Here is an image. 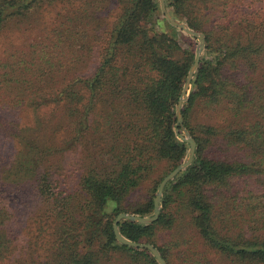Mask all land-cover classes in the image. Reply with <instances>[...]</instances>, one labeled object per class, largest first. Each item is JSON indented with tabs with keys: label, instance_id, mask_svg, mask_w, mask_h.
Listing matches in <instances>:
<instances>
[{
	"label": "trees",
	"instance_id": "trees-1",
	"mask_svg": "<svg viewBox=\"0 0 264 264\" xmlns=\"http://www.w3.org/2000/svg\"><path fill=\"white\" fill-rule=\"evenodd\" d=\"M236 2L166 0L206 39L183 109L196 156L165 188L157 222L122 220L119 231L154 245L167 264H215L208 252L227 264H264V0L250 2L252 13L233 12ZM55 4L64 12L49 34L0 58V108L30 118L23 127L0 119V137L17 148L0 155V263L15 250L9 226L27 205H44L55 227L42 264H159L120 243L114 221L153 216L160 182L186 157L176 106L195 52L161 18L159 0H0V34ZM70 153L79 188L64 195ZM162 164L167 172L154 180Z\"/></svg>",
	"mask_w": 264,
	"mask_h": 264
},
{
	"label": "rangeland",
	"instance_id": "rangeland-1",
	"mask_svg": "<svg viewBox=\"0 0 264 264\" xmlns=\"http://www.w3.org/2000/svg\"><path fill=\"white\" fill-rule=\"evenodd\" d=\"M115 2L116 1L109 2L110 8H111V13H114V14H115ZM250 2H252V0H237L236 3H238L237 4L238 8L236 10H234L233 12H238L239 8L242 12H245V13L254 12L255 11L254 10V4H250ZM159 4H160L161 13H162L161 18L165 19L171 27L175 28L178 32L181 33L180 37H179L180 42H181V46L184 49H188L190 47L195 52V58H196L197 50L200 47V40L189 35L185 31H183L182 29L172 25L167 20L165 14L163 13V10L161 7V0H159ZM72 5L73 6H71V8H69L68 10H72L71 12H72V17H73L74 13L76 11L77 5H76V3H74ZM165 5H166V0H165ZM166 7H167V5H166ZM167 11L177 22L184 24L189 29H191L185 21H182L180 19L175 18L170 13L168 8H167ZM63 12H64V7L62 5L55 4L53 6H46L42 9L38 10L36 13H34L32 15V17H30L28 20L23 22V24L14 23L13 25L9 26L5 31H3L0 34V58L3 57L5 50L9 49L12 46L23 47V46H26L30 43H35L36 41L43 39V36L49 34V32L56 26L57 19L60 18L59 15L62 14ZM110 17L113 18L112 16H110ZM157 29L159 30L158 27H157ZM191 30H193V29H191ZM193 31H195V30H193ZM195 32H197V31H195ZM197 33L203 35V37H204V47H203V51L201 54V60H202V58L205 56L206 39H205V36L203 33H201V32H197ZM94 55H96V54H94ZM94 55L92 56V58L88 59L89 66L83 68L84 70L82 71V73L80 70H78V73H81L84 76H89L92 74V69L94 67L95 57H96V56L94 57ZM201 60H200L199 66L197 67V69L194 73L192 83H191V88H190V91L188 93V98L183 103V109H184L185 103L188 101V99L190 97L193 80L195 78V75H196L199 67H200ZM194 63H195V59L191 65V67L194 65ZM191 67H190V69H191ZM190 69H189V72H190ZM189 72H188V75H189ZM186 80H187V78H186ZM185 83H186V81H185ZM185 83H184V86H185ZM184 86H183V89H184ZM183 89H182V91H183ZM182 91H181V94H182ZM181 94H180L179 100L181 98ZM179 100H178V103H179ZM178 103L176 106V120L178 117V114H177ZM1 118L13 121L15 123H18L22 127L30 124V118H29L28 113L8 112V111H4L0 108V119ZM183 127L189 133V135L193 138L192 134L190 133V131L187 129V127L184 124V116H183ZM175 132L178 135V139H180L184 143L188 144L183 139V136L185 135V133L183 131V128L181 126H178V123H176ZM0 147H1L0 155L1 154L13 155V154H15V152L17 150L14 142L4 140L2 137H0ZM196 149H197V147H196ZM189 151H190V145H189V149L187 151L186 157L184 158L182 163L188 157ZM195 156H196V153H195ZM194 159H195V157H194ZM193 162H194V160H193ZM62 163H63V167H65V169H64V172L62 173V176L60 178V184H59L60 190L63 192L64 195L72 194L75 191H77L79 188L78 183H79V176L81 173V170L80 169L78 170V168H80V166L78 164L77 154L76 153L67 154L64 157V159L62 160ZM182 163H180V164H182ZM172 171H170L169 173H171ZM184 171H182L181 173H183ZM166 172H167L166 166H165V164H162V167L154 175L153 179L157 180V178H159L161 175H163V173H166ZM168 174L164 175L163 179ZM149 183L150 182L145 183L142 186L141 190L135 194V197L133 195V197L135 199L136 198L138 199L139 197H142L143 194H146L147 189L148 188L150 189ZM159 186H160V184H159ZM158 189H159V187H158ZM28 200L31 203V198ZM31 209L33 210V213L31 212ZM121 214L133 215L131 213H125V212L121 213ZM20 216H22V218L20 219L19 223L14 221L13 225L9 226V229L11 231L15 230L16 234L18 235V236H16V240H14V247H15L14 253L12 254V256L9 260L2 262L0 264H42L45 261H47V257L49 255L50 242L53 240L52 237H53V229L55 227V223L52 220H48L46 218L44 205H27L26 209L21 211ZM139 217H142V216H139ZM150 217H152V216H150ZM124 220H126V219H124ZM115 221H116V219H115ZM115 221H114V223H115ZM41 228L43 230L42 233L40 232ZM165 234H166V240L167 241L174 240L176 238V237H174L175 232L165 233ZM170 238H172V239H170ZM141 244L152 245L150 243H144V242H141ZM152 246H154V245H152ZM141 250H146V249H141ZM149 252L151 253V251H149ZM210 253L211 252H208V256H210V258L213 259L215 264H227L226 262H222L219 259L220 257H216L214 254H212V253L210 254ZM151 255L153 256L152 253H151Z\"/></svg>",
	"mask_w": 264,
	"mask_h": 264
},
{
	"label": "water",
	"instance_id": "water-1",
	"mask_svg": "<svg viewBox=\"0 0 264 264\" xmlns=\"http://www.w3.org/2000/svg\"><path fill=\"white\" fill-rule=\"evenodd\" d=\"M161 7H162L163 13L165 14L167 20L172 25L182 29L183 31H185L189 35L200 40V47L196 53L195 63L190 69L189 75L187 77V80H186V83H185V86H184V89L182 91L181 98L179 100L178 107H177V114H178L177 123H178V126H181L183 128V131L185 133V135L183 136V139L185 142H187L190 145V151H189V154H188V157L186 158V160L182 164H180L177 168H175L171 173H169L160 183L158 192H157L155 200H154V216H152V217H139V216L129 215V214H120L116 218L113 230H114V234H115L117 240L120 243L127 245L129 247L136 248V249L149 250V251H151L153 256L156 258V260L159 264H167L165 262V260L162 258L160 252L154 246L149 245V244H141V243L130 241V240L126 239L125 237H123L119 231V223L124 219L129 220V221H133L135 223H139L142 225H152L158 221V219L161 215L162 196H163V193H164L166 186L172 180H174L182 171L187 169L193 163L195 153H196V147H197L196 142L183 127V103L188 98V93H189L190 88H191V83H192L194 73H195L197 67L199 66V63L201 60V54H202L203 47H204V37H203V35L189 29L186 25L177 22L167 11V7L165 5V0H161Z\"/></svg>",
	"mask_w": 264,
	"mask_h": 264
}]
</instances>
